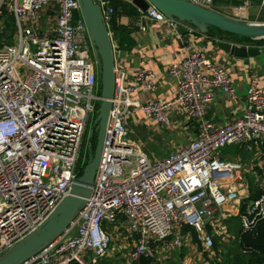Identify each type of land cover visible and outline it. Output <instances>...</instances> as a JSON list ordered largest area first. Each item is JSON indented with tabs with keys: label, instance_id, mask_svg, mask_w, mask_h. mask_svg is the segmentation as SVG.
I'll list each match as a JSON object with an SVG mask.
<instances>
[{
	"label": "built area",
	"instance_id": "1",
	"mask_svg": "<svg viewBox=\"0 0 264 264\" xmlns=\"http://www.w3.org/2000/svg\"><path fill=\"white\" fill-rule=\"evenodd\" d=\"M95 1L108 28L114 10L109 0ZM188 1L215 9V0ZM260 2L264 6V0ZM2 4L13 16L16 32L11 43H0V250L34 228L68 192L78 175L89 113L101 100L98 66L90 55L92 45L78 0H0V29ZM52 5L57 10L50 36L37 23ZM147 19L172 29L181 23L152 5L140 11L141 30ZM183 49V58L168 67L176 82L170 100L143 103L134 96L139 90L155 89L152 70L139 68L129 84L125 71L114 67L92 192L63 231L21 264H101L114 240L110 227L120 223L133 238L127 257L135 261L152 257L156 244L167 236L175 245L186 242V224L211 249L214 239L205 227L213 218L238 213L242 230L249 231L264 218V192L249 198L241 160L220 153L235 141L264 139L259 72L251 69L243 110L214 127L204 119L206 106L218 90L234 99L236 86L227 70L203 51L187 44ZM174 107L199 120L200 132L187 145L152 160L131 138L128 118L139 110L167 123ZM241 200L246 204L238 209ZM236 241L243 250L250 248L240 233Z\"/></svg>",
	"mask_w": 264,
	"mask_h": 264
},
{
	"label": "crops",
	"instance_id": "2",
	"mask_svg": "<svg viewBox=\"0 0 264 264\" xmlns=\"http://www.w3.org/2000/svg\"><path fill=\"white\" fill-rule=\"evenodd\" d=\"M126 1L131 3L130 0ZM245 2L248 3L246 7L243 6ZM132 6L131 11L125 12L118 8L113 15V23L125 27V30L116 34L111 22L108 30L113 47L114 67L125 71L129 84H132L133 75L139 68L150 69L155 74V89L139 90L135 93L134 96L141 102L146 103L154 98L170 100L174 97L176 82L168 75V67L183 58L184 44L203 51L213 62L221 64L236 86L237 96L234 99H230L225 92L218 90L213 101L206 106L204 119L210 121L214 127L234 118L243 110L251 69L259 72L260 84L264 85V43L249 42L239 34L221 32L216 28L213 30L209 28L206 33H201L188 22H181L176 29H172L165 23L147 19L144 21L145 29L141 30L137 25L140 11L133 4ZM214 6L221 13L244 21H255L251 19L257 18L260 12L262 18L258 19H264V6L261 5L260 0H215ZM56 10L57 7L52 5L49 9L42 11L37 23L41 31L50 36L53 35L52 24ZM219 38L245 45L254 44L260 51L249 56L231 54L219 47L217 44ZM118 39L122 40L120 44ZM204 71L208 72L207 69ZM127 128L131 138L139 144L140 148L152 160H156L187 145L199 134L201 124L197 119L187 118L177 107H174L168 113L167 123L149 118L144 112L137 110L129 116ZM220 153L223 156L241 160L242 171L248 181L249 195L264 192L263 140L235 141L223 146ZM243 202L241 200L237 203L238 209H242L240 207ZM237 215L238 213H231L224 218H213L206 224L205 229L214 239L211 249L204 247L196 231L193 234L191 228H183L188 233L186 242L175 245L169 238H165L156 244L151 261L154 260L156 264H162L164 259L168 262L170 259L171 264L223 262L224 254L229 246L237 244L235 242L237 233L231 229L232 225L228 221L229 217ZM110 229L114 239L113 244L108 254L100 258V263L103 264V261L110 259L114 264H133L134 262L127 257V251L130 245H133V238L129 235L126 226L120 223L118 227H110ZM242 231L245 230L241 228L239 233L241 234ZM119 257L122 258L120 262ZM261 264H264V261Z\"/></svg>",
	"mask_w": 264,
	"mask_h": 264
},
{
	"label": "water",
	"instance_id": "3",
	"mask_svg": "<svg viewBox=\"0 0 264 264\" xmlns=\"http://www.w3.org/2000/svg\"><path fill=\"white\" fill-rule=\"evenodd\" d=\"M78 3L92 45L93 57L98 66V78L101 84V100L94 119L96 143L91 150V142L88 141L90 153L82 173L72 179L68 192L54 208L34 228L0 250V264H21L53 241L84 206L93 189L114 90V57L102 8L95 0H78ZM131 3L142 12L152 5L167 17L190 23L201 33H206L210 27H217L230 34L264 38V21H244L188 0H131ZM217 44L221 49L239 56L254 55L260 51L254 44L245 45L220 38ZM92 133L93 129H90L88 137ZM252 201L249 199V203Z\"/></svg>",
	"mask_w": 264,
	"mask_h": 264
},
{
	"label": "trees",
	"instance_id": "4",
	"mask_svg": "<svg viewBox=\"0 0 264 264\" xmlns=\"http://www.w3.org/2000/svg\"><path fill=\"white\" fill-rule=\"evenodd\" d=\"M109 4L114 10L110 22L112 23L114 32H116V34H119L123 30H125V27L117 26L116 24H114L113 15L116 14L118 8H120L121 11L125 12V11H131L133 6L129 1L126 0H109ZM1 10H2L1 19L3 24V29L2 30L0 29V43L1 42L11 43L13 30H15V25L13 23L14 18L11 14L7 12L4 4L1 5ZM213 28L214 29L216 28L222 32V30H220L217 27H210V29L212 30ZM242 37L249 42L252 41L255 43H260V42L264 43V38H253L251 36L250 37L242 36ZM121 42L122 40L118 39V44H120ZM88 141L91 142V150H93L96 143L95 131H93V133L90 135ZM84 145L86 146V139L81 148V154L78 163V175L82 173L90 153L88 142L86 146L87 148L85 147V150H84ZM84 153H85V157H84ZM257 195H259V192L249 195V198H254ZM245 204L246 201L243 202L240 208L243 209ZM228 219H229L228 221H230L229 224L232 225L231 229L233 231L235 230V232L238 234L242 228V225H240L239 216L238 215L234 217L231 216ZM183 228L187 229V228H191V226L186 224L183 226ZM191 229H192V233L195 234V229L193 228ZM241 239L244 245H248L250 246V248L247 250H243L241 248V243L237 242L235 239V242L237 244L229 246L228 251L224 254L223 262H218L216 264H261L264 261V218L258 221L256 230L242 231ZM151 259L152 258L141 256L139 259L136 260L134 264H149ZM111 262L112 260L107 259L103 261V264H112L113 262L112 263Z\"/></svg>",
	"mask_w": 264,
	"mask_h": 264
},
{
	"label": "rangeland",
	"instance_id": "5",
	"mask_svg": "<svg viewBox=\"0 0 264 264\" xmlns=\"http://www.w3.org/2000/svg\"><path fill=\"white\" fill-rule=\"evenodd\" d=\"M244 5V4H243ZM261 13V12H260ZM258 14L259 16L257 17V18H254V19H251V20H255V21H264V20H260V19H258V18H262L261 17V14ZM2 29H3V27H2ZM1 29V30H2ZM15 32H16V30H13V34H15ZM90 55L93 57V53L92 52H90ZM100 87H101V84H100ZM101 89V88H100ZM99 104H100V101L98 102V105H97V108H96V111L95 112H90L89 113V117H88V121H87V126H86V133H85V139H86V146H87V142H88V139L90 138V137H88V133H89V130L90 129H93V131H95V123H94V119H95V117H96V115H97V111H98V107H99ZM96 132V131H95ZM130 134V133H129ZM85 145H84V150H85V147H86ZM87 148V147H86ZM84 157H85V153H84ZM131 246V245H130ZM145 257V256H144ZM148 258H152V257H148ZM122 258L121 257H119V259H118V261L120 262V260H121ZM169 261L170 262H172L170 259H169ZM132 262H136V260L135 261H132ZM168 261L166 260V259H164L163 261H162V264H166ZM170 262H168V264H171ZM112 263V262H111ZM133 263V264H134ZM112 264H114V262L112 263ZM150 264H156L155 263V261L154 260H152L151 262H150Z\"/></svg>",
	"mask_w": 264,
	"mask_h": 264
}]
</instances>
